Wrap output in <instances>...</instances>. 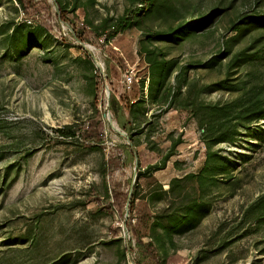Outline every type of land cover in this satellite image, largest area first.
<instances>
[{
	"label": "rangeland",
	"instance_id": "rangeland-1",
	"mask_svg": "<svg viewBox=\"0 0 264 264\" xmlns=\"http://www.w3.org/2000/svg\"><path fill=\"white\" fill-rule=\"evenodd\" d=\"M193 2L0 0V264H264V0Z\"/></svg>",
	"mask_w": 264,
	"mask_h": 264
},
{
	"label": "trees",
	"instance_id": "trees-1",
	"mask_svg": "<svg viewBox=\"0 0 264 264\" xmlns=\"http://www.w3.org/2000/svg\"><path fill=\"white\" fill-rule=\"evenodd\" d=\"M140 4H141V8L137 11V13L141 16L147 9H149L153 3L156 0H139ZM173 1V0H170ZM195 2H193L195 11L191 12V14L188 15V17L186 18V21H184L183 23H181L178 26L177 29V33L183 35V36H187L192 32H196L199 31L203 28L206 27V25L208 24L209 20L212 18L213 12H216V10H212L211 6L209 7V10H203V9H199L196 8L197 7V2L199 0H194ZM197 4V5H196ZM174 7V6H173ZM199 9V12L197 13ZM197 13V14H196ZM134 17L135 14L131 13L128 14L127 12H125L117 21L114 25H112L111 28V32L109 34L106 35L105 40H108L110 37L116 35V33L124 28H128L130 26V24L134 21ZM141 19V18H140ZM254 23L257 27L259 28H264V16H254L251 18H247V20H244L243 22H241V24H239L238 26H236L235 30L238 33V36H243L245 31L248 30L250 28L249 23ZM250 108H243L242 112L245 114L246 112H248L249 109L252 108V110H254V106L250 105ZM121 101H116V100H110L109 102V108L111 109V111L113 112L114 116H115V120L118 124V126H120L123 130H127L128 126H129V122L126 120V118L124 117L122 111H121ZM130 104H125V108L129 109ZM224 111V108L222 109ZM256 116H254V118H259L262 117L260 113L256 112ZM215 122V121H214ZM72 129L70 128V126H65L63 128L57 129L56 133L60 136H74V131H71ZM131 202H133V200L136 197L135 193H131ZM138 245V249L140 250L141 254H143V257H150V253L144 249V245L140 242H137Z\"/></svg>",
	"mask_w": 264,
	"mask_h": 264
},
{
	"label": "built area",
	"instance_id": "built-area-1",
	"mask_svg": "<svg viewBox=\"0 0 264 264\" xmlns=\"http://www.w3.org/2000/svg\"><path fill=\"white\" fill-rule=\"evenodd\" d=\"M131 73H132V71H130V73L128 75H125V77H124L125 78V82L127 84V87L129 86V84L131 82V77H132Z\"/></svg>",
	"mask_w": 264,
	"mask_h": 264
}]
</instances>
